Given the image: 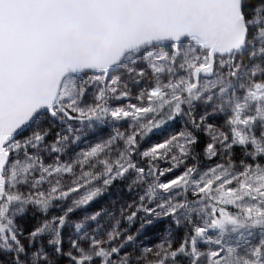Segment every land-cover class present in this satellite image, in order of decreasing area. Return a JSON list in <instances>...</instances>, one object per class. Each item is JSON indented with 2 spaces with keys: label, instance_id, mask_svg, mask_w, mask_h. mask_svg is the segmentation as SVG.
Masks as SVG:
<instances>
[{
  "label": "snow or ice",
  "instance_id": "snow-or-ice-1",
  "mask_svg": "<svg viewBox=\"0 0 264 264\" xmlns=\"http://www.w3.org/2000/svg\"><path fill=\"white\" fill-rule=\"evenodd\" d=\"M0 264H264V0H0Z\"/></svg>",
  "mask_w": 264,
  "mask_h": 264
}]
</instances>
